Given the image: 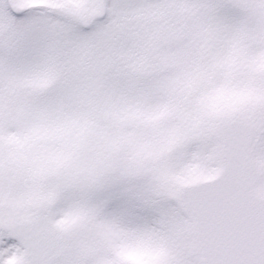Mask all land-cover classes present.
I'll list each match as a JSON object with an SVG mask.
<instances>
[{
  "label": "snow or ice",
  "instance_id": "snow-or-ice-1",
  "mask_svg": "<svg viewBox=\"0 0 264 264\" xmlns=\"http://www.w3.org/2000/svg\"><path fill=\"white\" fill-rule=\"evenodd\" d=\"M0 264H264V0H0Z\"/></svg>",
  "mask_w": 264,
  "mask_h": 264
}]
</instances>
